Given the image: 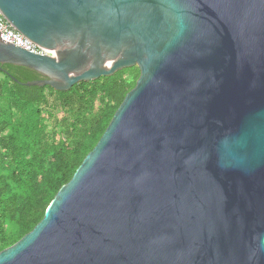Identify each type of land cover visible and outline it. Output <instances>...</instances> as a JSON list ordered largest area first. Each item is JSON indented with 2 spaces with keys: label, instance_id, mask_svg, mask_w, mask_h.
Segmentation results:
<instances>
[{
  "label": "water",
  "instance_id": "obj_1",
  "mask_svg": "<svg viewBox=\"0 0 264 264\" xmlns=\"http://www.w3.org/2000/svg\"><path fill=\"white\" fill-rule=\"evenodd\" d=\"M0 64L67 91L137 67L0 264H264V0H0Z\"/></svg>",
  "mask_w": 264,
  "mask_h": 264
},
{
  "label": "trees",
  "instance_id": "obj_2",
  "mask_svg": "<svg viewBox=\"0 0 264 264\" xmlns=\"http://www.w3.org/2000/svg\"><path fill=\"white\" fill-rule=\"evenodd\" d=\"M128 73L130 78H125ZM0 250L12 245L42 218L57 190L94 147L125 94L137 67L74 84L67 91L26 86L36 72L0 64ZM7 94L2 96V92ZM63 116L48 129L45 120Z\"/></svg>",
  "mask_w": 264,
  "mask_h": 264
},
{
  "label": "built area",
  "instance_id": "obj_3",
  "mask_svg": "<svg viewBox=\"0 0 264 264\" xmlns=\"http://www.w3.org/2000/svg\"><path fill=\"white\" fill-rule=\"evenodd\" d=\"M0 40L13 44L17 47H20L24 50L41 53V54H50L52 53L37 47L35 44L26 39L23 35L17 32L9 23L4 19L0 14Z\"/></svg>",
  "mask_w": 264,
  "mask_h": 264
},
{
  "label": "rangeland",
  "instance_id": "obj_4",
  "mask_svg": "<svg viewBox=\"0 0 264 264\" xmlns=\"http://www.w3.org/2000/svg\"><path fill=\"white\" fill-rule=\"evenodd\" d=\"M124 77L125 78H130L131 75L128 74V73H126L124 75ZM0 83L2 85H5V83H6V80H5V78L3 77L2 74H0ZM6 94H7V90H5V91L2 92V96H5ZM3 102H4V99L3 98H0V105L3 104ZM62 116H63V112L59 108L57 110H55V112L53 114V117L52 118H47L45 120V123H46L48 129H51V127H53V125L55 124V119H59Z\"/></svg>",
  "mask_w": 264,
  "mask_h": 264
},
{
  "label": "flooded vegetation",
  "instance_id": "obj_5",
  "mask_svg": "<svg viewBox=\"0 0 264 264\" xmlns=\"http://www.w3.org/2000/svg\"><path fill=\"white\" fill-rule=\"evenodd\" d=\"M43 78H44L43 76H40V77H38V80H39V79H43ZM34 81H35V80H34Z\"/></svg>",
  "mask_w": 264,
  "mask_h": 264
}]
</instances>
